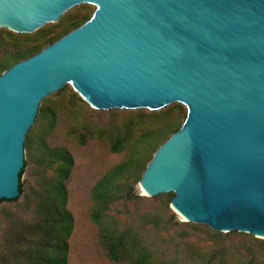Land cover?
Returning <instances> with one entry per match:
<instances>
[{"label": "water", "instance_id": "1", "mask_svg": "<svg viewBox=\"0 0 264 264\" xmlns=\"http://www.w3.org/2000/svg\"><path fill=\"white\" fill-rule=\"evenodd\" d=\"M82 4L89 21L0 76V201L19 196L41 102L68 84L100 111L185 106L140 190L264 239V0H0V29L32 34Z\"/></svg>", "mask_w": 264, "mask_h": 264}, {"label": "rangeland", "instance_id": "2", "mask_svg": "<svg viewBox=\"0 0 264 264\" xmlns=\"http://www.w3.org/2000/svg\"><path fill=\"white\" fill-rule=\"evenodd\" d=\"M95 9L89 4L78 5L32 34L0 29V76L18 63L11 60L6 67H1L11 52L35 45L33 43L42 36L58 31L60 25L78 22V26L67 31L71 32L89 21ZM52 34L23 60L66 35L54 40L55 33ZM42 109H47L54 119L45 134L47 121H38ZM186 113L185 106L178 103L157 111H100L83 101L68 84L45 98L25 137L19 179L22 193L15 200L0 201V264H35L37 255L46 252L41 242L47 227L43 222L44 209L56 165H49L47 153L42 148L44 144L50 149H64L73 160L65 183V208L73 219L67 264H128L108 259L90 215L91 191L96 182L131 156L133 164L115 183L116 199L102 221L112 234H125L137 256H146L152 264H264V239L235 231L220 233L201 224L187 223L171 207L173 193L146 197L140 190L143 172L159 147L181 128ZM170 122L174 123L170 131L134 145L143 132H153ZM30 132L34 135L33 142L26 139ZM122 136L128 138L127 143L120 151L112 153L111 146Z\"/></svg>", "mask_w": 264, "mask_h": 264}, {"label": "trees", "instance_id": "3", "mask_svg": "<svg viewBox=\"0 0 264 264\" xmlns=\"http://www.w3.org/2000/svg\"><path fill=\"white\" fill-rule=\"evenodd\" d=\"M76 21L67 22L66 25H60V29L54 30L48 35H44L33 43L35 45L24 46L20 50L11 52L9 56L2 61L1 67H6L8 61L14 60L15 63L23 60L26 56L38 47V44L42 41H48L47 37L52 33H55L54 40L67 33L70 28L78 26ZM56 29V28H55ZM53 35V34H52ZM51 41V40H50ZM38 121H47V126L43 130V134L47 133L53 124V116L49 114V111L42 109L39 112ZM45 117L47 118L45 120ZM174 127V123L170 122L162 127L157 128L153 132H143L138 138L136 144H141L148 139L154 140L160 137L165 132L170 131ZM133 129L128 133L131 135ZM26 139L28 142H33L34 135L30 132ZM160 134L159 136H156ZM128 138L125 136L119 137L118 140L113 143L110 150L112 153H117L123 147L124 143H127ZM133 145V146H134ZM44 152L47 153L49 158V165H56L54 180L49 184L47 191V206L44 209L45 219L44 223L47 225L45 235L42 242V248L46 249L44 253L38 254L35 258V264H67L68 255V240L73 228V219L70 213L66 210V188L65 183L69 178L70 170L73 167V160L69 153L64 149H50L45 144L42 147ZM133 151V150H132ZM133 164V157L120 164L119 166L108 171L102 178H100L94 185L91 191L92 212L90 215V221L98 228V237L100 246L106 253L108 259L113 263H119L126 261L128 264H152L146 258V256H137L132 247L129 246L127 236L125 234L116 235L112 234L104 225L102 219L106 210L116 199L113 192L115 183L123 176V174ZM22 173V171H21ZM19 175V179L21 176ZM22 193V186L19 182V195Z\"/></svg>", "mask_w": 264, "mask_h": 264}, {"label": "bare ground", "instance_id": "4", "mask_svg": "<svg viewBox=\"0 0 264 264\" xmlns=\"http://www.w3.org/2000/svg\"><path fill=\"white\" fill-rule=\"evenodd\" d=\"M142 192H143V194H145V192L142 190ZM146 195V194H145ZM182 218H184L183 216H182ZM185 219V218H184Z\"/></svg>", "mask_w": 264, "mask_h": 264}]
</instances>
